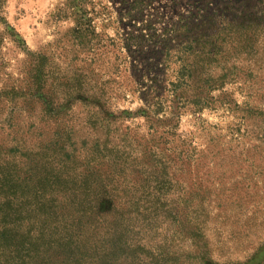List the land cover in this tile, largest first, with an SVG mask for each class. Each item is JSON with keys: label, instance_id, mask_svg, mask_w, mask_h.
Here are the masks:
<instances>
[{"label": "rangeland", "instance_id": "rangeland-1", "mask_svg": "<svg viewBox=\"0 0 264 264\" xmlns=\"http://www.w3.org/2000/svg\"><path fill=\"white\" fill-rule=\"evenodd\" d=\"M187 40L200 76L160 106ZM239 108H264V0H0L2 264H264Z\"/></svg>", "mask_w": 264, "mask_h": 264}, {"label": "trees", "instance_id": "trees-1", "mask_svg": "<svg viewBox=\"0 0 264 264\" xmlns=\"http://www.w3.org/2000/svg\"><path fill=\"white\" fill-rule=\"evenodd\" d=\"M179 37H180V32L178 31V33L176 35V38H179ZM185 43H187L188 46H185L184 45ZM179 44L180 43H178V46H180L182 50H184L183 47H185V49H186L185 56L187 55L186 56V60L187 61H185V63L183 62L182 65L180 66V68L182 70H180L179 68L175 70L176 71L175 79L169 82V85L173 86L174 89L169 90L164 95H160V97H157V100H160V99L162 100V101H160V106H161V102H162V105H164V107L169 102V103L172 104L173 109H175L174 106L178 102L177 100H178V98L180 96V88H181L182 84L186 83V81L188 79L192 80V81H195L196 78H198L200 76L199 74H196L197 70H196L195 66L193 65L194 64L193 60L195 59V55L197 54L196 52L199 51L197 49L198 42L187 40V42L184 41V42H182L181 45H179ZM172 50H173V46L171 44H168L167 47H166V56L169 59L173 56ZM36 60H37V58H36ZM166 66L170 67L168 64ZM46 67H49L46 62L45 63L44 62L40 63V61L38 62V60H37V62H35V65H34V70H33L34 73L32 75V79H34L37 83H39V84L41 83L42 84L43 87H41L40 91H42L44 89V87H46L48 85V81H49L48 80L49 79L48 75L46 74V72L45 73L43 72V70ZM49 90H50V87H49ZM200 97H202V96H200ZM49 99H50V97H49ZM47 101L45 102L46 104H44V106L50 105ZM48 107H46V109H48ZM148 109H147V111L146 110L143 111V113L145 115H147V116L152 115V114H154V115L158 114L159 115L160 112L163 111V109H160V110L156 109L155 111L153 110L151 112L150 111V109H151L150 106H149ZM239 109L240 110H238V112H240V113L247 114L248 116L249 115L256 116L257 120L255 122H260L261 120L264 119V108H260V109L244 108V110L241 109V108H239ZM233 113H236V112H233ZM246 126H250V124H248ZM242 127H244V124H242L240 122V124L237 126V130L236 131L239 133L240 131H242ZM0 186H1V184H0ZM1 187L5 188L6 186L3 184V186H1ZM246 205H248V211H252V210H250L249 207L253 206L254 204H252L251 202H248ZM244 214H246L245 216L248 217L247 207H246V211L244 212ZM248 220H251V218H249ZM6 226H9V224L8 225L0 224V227H1L2 230H5ZM1 245L2 244H0V247H1ZM1 259H2V257H0V264L3 263V262H1L2 261Z\"/></svg>", "mask_w": 264, "mask_h": 264}]
</instances>
